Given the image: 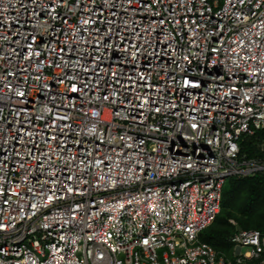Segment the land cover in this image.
<instances>
[{
  "label": "built area",
  "instance_id": "obj_1",
  "mask_svg": "<svg viewBox=\"0 0 264 264\" xmlns=\"http://www.w3.org/2000/svg\"><path fill=\"white\" fill-rule=\"evenodd\" d=\"M260 130L264 0H0V264H264L200 239Z\"/></svg>",
  "mask_w": 264,
  "mask_h": 264
},
{
  "label": "trees",
  "instance_id": "obj_2",
  "mask_svg": "<svg viewBox=\"0 0 264 264\" xmlns=\"http://www.w3.org/2000/svg\"><path fill=\"white\" fill-rule=\"evenodd\" d=\"M262 142H264V130L245 137L241 142L242 155L247 159L261 155L259 145ZM233 212L240 213L238 229L264 232V173L248 177H232L226 182L221 213L214 224L201 234V241L209 243L218 252H222L223 247L230 243V237L236 232L235 226L233 227L229 222L230 217H235ZM217 222L224 226H231L235 232L225 227L215 226Z\"/></svg>",
  "mask_w": 264,
  "mask_h": 264
},
{
  "label": "rangeland",
  "instance_id": "obj_3",
  "mask_svg": "<svg viewBox=\"0 0 264 264\" xmlns=\"http://www.w3.org/2000/svg\"><path fill=\"white\" fill-rule=\"evenodd\" d=\"M234 213V215H235V217H230L229 218V222H230V220H234L235 222H239V220H240V213H238V212H233ZM238 213V214H237ZM215 226H218V227H225L227 230H230V231H232V232H235L236 231V229L238 228V225H237V227H234V229H235V231H234V229L231 227V226H224V225H222V224H220L219 222H217L216 224H215ZM222 252H224V253H226L227 255H229V256H232L233 255V253H234V246L232 245V244H230V243H228L227 245H225L224 247H223V251Z\"/></svg>",
  "mask_w": 264,
  "mask_h": 264
}]
</instances>
